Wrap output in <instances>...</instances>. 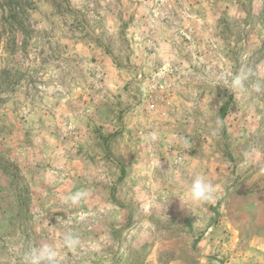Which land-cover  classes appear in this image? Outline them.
<instances>
[{
    "label": "rangeland",
    "instance_id": "374dc122",
    "mask_svg": "<svg viewBox=\"0 0 264 264\" xmlns=\"http://www.w3.org/2000/svg\"><path fill=\"white\" fill-rule=\"evenodd\" d=\"M257 80L264 0H0V264H264Z\"/></svg>",
    "mask_w": 264,
    "mask_h": 264
},
{
    "label": "clouds",
    "instance_id": "9594fccd",
    "mask_svg": "<svg viewBox=\"0 0 264 264\" xmlns=\"http://www.w3.org/2000/svg\"><path fill=\"white\" fill-rule=\"evenodd\" d=\"M250 72L248 70L241 69L240 71L231 74V76L225 79V85L232 93H239L244 95L247 93L248 88L245 82L249 79ZM252 90L257 93L264 91V81L257 80L252 85ZM157 135L151 133L149 135L150 141H155ZM185 144H189L188 140H184ZM255 150H253L254 152ZM251 155V153H249ZM257 155H259L257 153ZM160 163V161H157ZM161 164V163H160ZM89 196L87 190H77L64 197L66 203L72 206H78L82 201L86 200ZM217 198V189L213 184L205 178L204 175H196L191 180L187 187V199L180 200L182 206H186L188 210L189 204L203 205L212 203ZM63 246L69 250L75 251L80 244L79 236L71 231L63 233L62 237ZM59 252L57 248L48 243H43L39 246H33L27 249L23 254V264H58Z\"/></svg>",
    "mask_w": 264,
    "mask_h": 264
},
{
    "label": "trees",
    "instance_id": "16d2710c",
    "mask_svg": "<svg viewBox=\"0 0 264 264\" xmlns=\"http://www.w3.org/2000/svg\"><path fill=\"white\" fill-rule=\"evenodd\" d=\"M6 3H7L8 6L11 5V4H9L8 2H6ZM17 15H18V12H12V13H11L12 18H13V17H16ZM226 107H227V104L224 105V106L221 108L222 115H223L224 110L226 109Z\"/></svg>",
    "mask_w": 264,
    "mask_h": 264
}]
</instances>
